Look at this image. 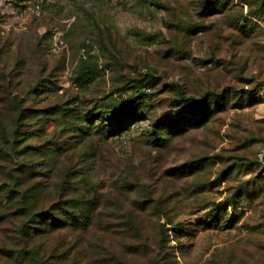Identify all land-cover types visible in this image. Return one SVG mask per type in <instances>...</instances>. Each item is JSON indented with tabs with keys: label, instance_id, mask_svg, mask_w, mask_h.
I'll return each instance as SVG.
<instances>
[{
	"label": "rangeland",
	"instance_id": "obj_1",
	"mask_svg": "<svg viewBox=\"0 0 264 264\" xmlns=\"http://www.w3.org/2000/svg\"><path fill=\"white\" fill-rule=\"evenodd\" d=\"M0 113V264H264V0H0Z\"/></svg>",
	"mask_w": 264,
	"mask_h": 264
},
{
	"label": "trees",
	"instance_id": "obj_2",
	"mask_svg": "<svg viewBox=\"0 0 264 264\" xmlns=\"http://www.w3.org/2000/svg\"><path fill=\"white\" fill-rule=\"evenodd\" d=\"M145 96L146 94H143V93L138 94L136 99L139 100ZM136 99H131L128 101L127 104L119 105L115 108V110L106 112L104 113V115L105 114L108 115L111 119L123 117L122 115L127 110L129 111L131 106H133L136 103L137 101ZM21 118L24 119V112L19 111L17 119L22 120ZM7 123H8L7 115L0 113V159L6 156L10 157V155H6L8 154L7 151L13 150L14 146L16 145L15 143L12 144L10 140V135H9L10 132H9ZM8 161L13 163V161L10 159ZM13 169L14 168H11V171H10L11 176L9 178L3 179L4 183H6L8 180H13V179L16 181L14 185L15 188L12 189L11 191L6 192V197H10V201H11V199L18 196V199H19L18 206L20 207V208L18 207V212L20 211V214L25 215V216L27 215V217H30V219L34 221V223L28 222V223L23 224L21 228L22 236L28 238L32 236L31 233H34L35 237H37V236L43 235L48 230H55V229H60L64 227L68 228V227H73V226H76V227L77 226H82V227L87 226V221H85V224L80 223V220H78V218H76L74 215H71L72 213L67 212L69 211L70 207L71 208L74 207L72 205L73 203H75L74 200H72L71 202H68L69 205H65L63 204V201H61V204H58V206L53 209V210L60 211L59 216H50L49 214L32 215L31 209L34 207V202L37 200L36 199L37 197L34 196L32 198V195L28 194V192L31 190L23 191L20 188L22 185V181H24L26 178L23 176L25 173V170L24 169L19 170L21 173L20 174L21 176H17L16 169L15 170ZM32 220H29V221H32ZM39 220L41 221V225L39 228H35L34 226ZM19 253L23 254L24 256H32L36 252L33 250H28L27 247H25L23 248V250L16 252V254H19ZM24 256H21V257H24ZM38 264H47V263L44 261H38ZM73 264H77V263L75 262Z\"/></svg>",
	"mask_w": 264,
	"mask_h": 264
}]
</instances>
